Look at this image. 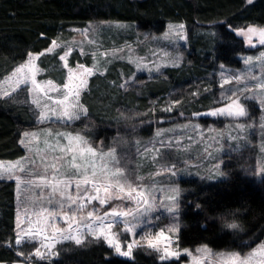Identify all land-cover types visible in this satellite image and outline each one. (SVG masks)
Masks as SVG:
<instances>
[{"label": "trees", "instance_id": "trees-1", "mask_svg": "<svg viewBox=\"0 0 264 264\" xmlns=\"http://www.w3.org/2000/svg\"><path fill=\"white\" fill-rule=\"evenodd\" d=\"M100 21L132 22L140 30L157 33L163 32L169 22H182L188 28L187 45L179 46L183 54L180 66L166 67L153 77L136 75V83H126L125 79L135 72L134 66L116 60L104 74L90 77L82 95L90 119L69 127L73 131L84 129L89 139L102 140L108 147L115 133L129 123L124 120L129 110L146 112L158 121L175 101L191 116L214 107L219 65L240 67L239 55L248 49L247 38L227 26L237 30L246 26L264 28V0H0V79L24 63L26 54L44 53L53 41L63 45L75 37L77 29ZM204 26L210 32H201ZM128 37L133 38L134 32ZM64 51L63 45L53 54L40 56L38 63L46 70L41 77L58 80V75H64L56 69ZM76 62L89 65L91 56L83 57L75 51L70 65ZM39 126L28 103L0 98V160L23 157L26 150L19 142L21 132ZM153 129L149 125L147 135ZM230 166L224 180L192 179L183 183L180 248L207 245L215 251L244 254L264 240V177L256 179L233 163ZM16 214V182L0 179V263L24 260L15 243ZM231 222L240 230L225 227ZM243 241L248 246L242 247ZM64 245L66 249L59 257L29 260L27 264H181L184 259L161 261L156 254L143 251H137L133 259L125 258L103 241Z\"/></svg>", "mask_w": 264, "mask_h": 264}, {"label": "rangeland", "instance_id": "rangeland-1", "mask_svg": "<svg viewBox=\"0 0 264 264\" xmlns=\"http://www.w3.org/2000/svg\"><path fill=\"white\" fill-rule=\"evenodd\" d=\"M181 24L184 25L183 35L186 39H180L176 34L177 26ZM170 25L173 26L171 29L169 28ZM204 27V31L201 30V32H210L207 26ZM76 32L77 34L75 37L70 41L65 42L63 45L65 46V51L69 52V55L66 58V63L68 68L73 69L71 73L73 87L80 88L79 101L86 109V105L82 102V95L87 91L89 79L95 73L104 74L112 62L122 60L132 64L135 71L129 79H125L126 83H136L134 81L136 75L145 74L148 77L157 76L166 67H176L174 66V61H176L178 66L181 65L183 54L179 50V46L187 45L188 39V28L186 24L182 22L167 23L166 28L161 33L152 32L150 30L143 31L138 28L136 23L119 21H100L97 23H90L85 28L77 29ZM131 32H134L133 38L128 37ZM120 39L121 42H119ZM251 39L252 45L254 46L249 45L246 41L248 49L246 52L239 55L242 60V65L240 67H232L224 64L219 65V68L215 73V80L217 81L215 106L211 109L220 106V98L226 93V91H230L234 87H244V83H247L248 85H254L256 83L254 80L247 79V76L253 75L264 78V66L261 65L260 61L254 59L252 64L245 63V58H255L264 52V45L259 43V36L252 35ZM55 42L57 46L53 47L52 43L49 47L52 51H47L48 48L44 53L53 54L58 48L63 46L61 42ZM65 51L61 55H64ZM75 51H78L83 57L90 55L91 64L88 65L86 63L76 62L74 66H71L70 57ZM34 55L38 56V59L33 61L35 68L39 70L35 75L36 81L40 83L42 87H46L44 84L45 81H51L56 87L62 88L63 84L67 82L69 76L68 68L64 67L65 61L60 60V63L56 66L57 70H62L64 72V75H58V80L52 77L43 78L41 75H43L46 70L38 63L41 55ZM78 65H84L85 68H93L94 74L88 75L82 73L78 70ZM11 74L12 72L10 75ZM233 74L245 76V82L237 85L233 80L232 84H225L222 88L221 84L223 83L224 78L231 77ZM10 75L0 79V92L5 88L10 89L15 86L11 81L5 83V78ZM61 78L63 79L62 83L59 82V79ZM81 80L85 81V84H81ZM24 88L25 85L21 84L20 88L16 92H13L10 97L21 103H28L35 116V121L39 123L40 126L35 129L23 130L21 132L20 140L23 139L22 133L25 131L35 132L38 135L36 139L29 143L28 147L23 145L26 150V154L23 157L14 160H0V164L6 166L9 164L15 165L19 162L20 167L27 169L31 168L32 165L24 158H31L36 160V170H39L43 167L41 161L45 160V158H47V163H52V157L54 155H62L58 148L55 152L50 151V148L57 145V137L55 136L56 132H72L73 134L79 132L85 136V139H87L93 147L98 149V153L100 149L107 152L110 146L116 145L115 159L119 160V166L124 168L126 173L128 171H133L136 175L144 177L145 179L143 180V183L146 185L152 183V175L161 167L159 161L166 157L169 162L177 163L180 172H178L175 177L170 175L155 176V181L158 182L157 188L177 186L181 189L179 207L177 210L178 216L174 219L172 214H169L164 210V207L160 204V194L157 192L156 207L150 214L153 224L157 227L152 228L151 230L155 233L161 228L178 224L179 231L174 235L172 248L175 249L178 246V249L181 252H183L184 249H188L192 252L193 256H197L200 254L196 253L195 250L205 246L198 245L195 247L180 248L178 244L177 237L181 228L180 200L184 182L192 179H200L206 182L224 180L228 175L227 170L231 168L230 165L232 163L233 167H240L246 175L256 179L264 177V171H261V169H264V151H262V147H264V128L260 127V124L264 123V106L260 103L261 90L255 88L252 89V92L256 94L255 99L244 101L243 98H241V103L245 104L249 111L250 119L248 117L234 120L228 117L191 116L181 108L179 103L170 104L167 108H171V110L165 111L166 113L158 121L148 117L146 112L135 109L129 110L124 116V120L129 123H127L122 132L117 131L115 133V136L109 142V146L107 147L102 140L94 142L89 139L84 134V129L73 131L72 127L65 126L59 120L40 123L39 113L41 109L31 103L36 97L33 93L24 91ZM48 95L57 98L60 93L52 91L49 87ZM39 96L42 103L47 102V97L44 96L43 93H39ZM48 114L50 115L51 113L49 112ZM89 119L88 114L71 124H75L81 120L83 122H88ZM240 123L246 124V127L243 129L236 127V125ZM151 124L154 129L147 135L146 130ZM194 125H198L199 127H193ZM49 129H51L53 133L52 136L47 135ZM157 133H160V135H157ZM161 141H172L173 143L171 147H161ZM176 141H179V143H176ZM65 143L66 141L64 140L59 141L60 145ZM30 148L32 151L29 150ZM157 148L160 149V155L153 159V156L156 155L155 149ZM145 149H148V151H145ZM77 162L79 163L81 161L78 160ZM105 162L108 163L109 168L114 167V161L109 160V158L105 157L104 160L96 158L95 163L98 173L100 172L101 165ZM217 165H219L218 168L216 167ZM61 171L64 170L61 169ZM49 174H51V170L49 171ZM16 176L26 178L25 173L20 172L18 168L14 169L12 178H9L7 174L0 177V179H11L16 182V235L21 232V228L17 227L18 224L23 227L30 225L34 230L46 229L45 231L40 232L37 238L30 243L27 240H24L21 244H16V246L24 251L25 256H28L31 252L35 251L36 247L40 246L41 242L44 244H54L55 247L52 251L57 254L51 258L59 257L61 251L66 249L64 244L68 242L76 244L74 240L64 238V236L68 235L67 231L63 233L56 231L57 229H67V224L59 216L46 219L44 217L33 215L32 202L36 201L39 203L38 198L40 197V189L30 188L24 184H20L18 188V182L15 179ZM44 195H49L48 189H44ZM165 203H167V201H165ZM116 204H123L124 207L131 206L130 202L113 200L110 204L102 207L98 205V202L93 201L92 205H89V208L100 207L102 213L104 210H107ZM48 206L53 207V205ZM25 208L28 209L27 214H25ZM86 211L87 210H85L84 213H77V218L79 219L82 215H86ZM156 217H159V219H156ZM81 230L84 232V239L83 243L80 245L94 241H103L108 245L103 238L97 240L94 237L87 235L83 228H81ZM112 231L119 232V240L122 245L125 243L126 239L128 242H131L132 236L123 231L121 225L114 226ZM141 231L142 229L139 228L136 230L137 239H139ZM46 236L49 238L44 239ZM262 242H264V240ZM259 244L253 248L257 247ZM207 248L209 247L207 246ZM253 248L244 254L239 253L241 256H244L251 252ZM112 250L116 255L120 256L115 252L114 248H112ZM124 250H126V248ZM137 251L154 253L158 258L160 256V253L147 247H136L133 249L132 257L130 259L135 257ZM211 251L213 254L219 252H238L226 250L215 251L213 249H211ZM181 258H184L181 264H192L191 256L182 254L179 259ZM36 259L39 258L32 257L30 260ZM13 264H22V262ZM204 264H209V262L205 260Z\"/></svg>", "mask_w": 264, "mask_h": 264}, {"label": "snow or ice", "instance_id": "snow-or-ice-1", "mask_svg": "<svg viewBox=\"0 0 264 264\" xmlns=\"http://www.w3.org/2000/svg\"><path fill=\"white\" fill-rule=\"evenodd\" d=\"M248 3H252L253 0H247ZM173 26H169L171 29ZM231 31L235 32L239 36L247 38L249 45H252V35L259 36V43L264 45V28H257L255 26H246L237 30L227 26ZM184 25L177 26L176 34L180 39H186L183 35ZM167 35V34H166ZM53 47H56V42L53 41ZM254 46V45H252ZM47 51L51 52L49 48ZM39 55H44L40 53ZM69 52L65 51L64 55H60L59 59L65 61L64 67L68 68L66 58ZM27 60L25 63L19 65L12 74L5 78V83L9 81L14 83V87L8 89L5 88L0 92V98L10 97L13 92H16L21 84L25 85L24 91L33 93L34 98L31 103L37 108L41 109L39 113V122L45 123L46 121L59 120L65 126H70L72 122L80 120L82 117L88 115V110L83 107L79 101L80 88L73 87L72 84V71L68 68L69 76L66 83L62 88L56 87L51 81H45L46 87H42L35 79V75L38 69L35 68L34 60L38 59L37 55L28 53L26 54ZM261 62L264 66V52L258 57L245 58L246 64H252L253 60ZM174 66H178L176 61L173 62ZM78 70L84 74H94L93 68H85L84 65H78ZM158 70V69H157ZM246 77L233 74L231 77H225L221 87L225 84H232L233 80L237 85L244 83ZM247 79L254 80V85H248L244 83V87H234L220 98V106L203 113H194L195 116H211V117H228L234 120L240 118L249 117V111L245 104L241 103V98L244 101L249 99H255L256 94L252 92V89L261 90L260 103L264 106V78L249 75ZM81 84H85V81L81 80ZM124 85L121 84L120 87ZM52 91L60 93L59 97L54 98L48 95V88ZM39 93H43L47 97V102L42 103ZM175 101L174 103H178ZM171 108L165 109L170 111ZM51 113L50 115L48 113ZM251 126V125H247ZM193 127H199L194 125ZM236 127L243 129L246 124L240 123ZM261 128H264V123L260 124ZM37 133L25 131L22 133L23 139L19 142L28 147L29 143L37 138ZM47 135L52 136L51 129L48 130ZM160 135V133H157ZM57 145L50 148V151L55 152L57 148L62 155L52 157V163H47L45 160L41 161L43 167L37 169V162L31 158H24L32 165L31 168H24L19 166V162L15 165H3L0 164V177L7 174L9 178H12L14 169L25 173L26 178L16 176L15 179L18 182V188L20 184H24L30 188L40 189L39 203L32 202L33 215L38 217H44L46 219L59 216L66 224L67 229H57L56 231L63 233L68 232V235L64 236L65 239L74 240L77 245L83 243L84 232L87 235L94 237L95 239L103 238L109 245L114 248L115 252L123 257H132L133 249L136 247H147L160 253V260H179L182 254L192 257V264H204L207 260L209 264H264V242H261L257 247L253 248L251 252L244 256H241L239 252H219L213 254L211 249L207 246L197 248L196 253L200 254L193 256L192 252L188 249H184L181 252L177 248H172L174 243V235L179 231V225L173 224L166 228H161L155 233L152 232V228L157 227L153 224L151 212L156 207V195L160 194V204L164 207V210L173 215L176 219L178 216L179 196L181 189L177 186L161 187L157 188V181L155 176L170 175L175 177L180 168L177 163L169 162L164 157L159 163L161 167L152 175V183L146 185L143 183L144 177L136 175L133 171L125 172L124 168L119 166V160L115 159L116 145L109 147L107 152L102 149L99 150L93 147L92 144L85 139V136L79 132L73 134L72 132L61 133L56 132ZM66 141L65 144L60 145L59 141ZM172 141H161V147H171ZM179 143V141H176ZM32 151V149H29ZM148 151V149H145ZM264 151V147H262ZM156 156L160 155V149H155ZM107 157L109 160L114 161V167L109 168L108 163L105 162L100 167V172L97 171L95 159L104 160ZM81 162H77V161ZM217 168L219 165L216 166ZM63 169L64 171H61ZM35 170V171H34ZM51 170V174L49 171ZM264 171V169H261ZM44 189H48L49 195H44ZM127 201L130 202L129 207H124L123 204H116L112 207L104 210L102 213L100 207H91L93 201L98 202L99 206L110 204L111 201ZM167 201V203H165ZM48 205H53L49 207ZM198 208L199 205H196ZM79 219L77 213H84ZM25 214L28 209L25 208ZM159 219V217H156ZM75 225V227H74ZM116 225H121L123 231L129 233L132 236L131 242L127 239L122 245L119 240V232H113L112 229ZM21 228V232L17 234L16 244H21L22 241L27 240L29 243L37 238L40 232L46 229L34 230L30 225ZM225 227L232 230L240 229V226L235 223H226ZM142 229L139 239L136 238V230ZM49 237H44L48 239ZM178 238V237H177ZM241 246H248L247 241H243ZM54 244H44L41 242L39 247L35 248L34 252H31L28 256H25L23 250L18 252V255L24 257L22 264L27 262L32 257H38L40 260H50L52 256L56 255L52 249ZM126 248V250H124ZM43 249V250H42ZM215 257V258H214Z\"/></svg>", "mask_w": 264, "mask_h": 264}, {"label": "crops", "instance_id": "crops-1", "mask_svg": "<svg viewBox=\"0 0 264 264\" xmlns=\"http://www.w3.org/2000/svg\"><path fill=\"white\" fill-rule=\"evenodd\" d=\"M31 54H33V53H31ZM20 65H21V64H20ZM18 66H19V65H18ZM18 66H17V67H18ZM17 67H16V68H17ZM9 75H10V74H9Z\"/></svg>", "mask_w": 264, "mask_h": 264}]
</instances>
